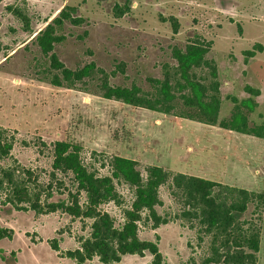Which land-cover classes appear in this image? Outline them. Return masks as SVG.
Returning a JSON list of instances; mask_svg holds the SVG:
<instances>
[{"label": "rangeland", "instance_id": "obj_1", "mask_svg": "<svg viewBox=\"0 0 264 264\" xmlns=\"http://www.w3.org/2000/svg\"><path fill=\"white\" fill-rule=\"evenodd\" d=\"M78 7L80 24L67 22L65 39L54 52L72 71L94 66L95 74L74 88L56 87L51 65L36 35L65 6ZM21 8L32 30L9 9ZM176 18L178 32L174 31ZM212 41L208 57L218 65L222 82V117L251 95L246 85L260 89L251 123L264 120V0H0V125L14 135L12 166L30 168L45 187L53 182V148L56 141L81 148L86 162L110 174L109 159L118 155L134 159L144 173L149 165L213 179L264 193V139L161 114L103 95V70L111 85L149 90L153 79L163 80L176 64L173 48L198 37ZM263 45L248 62L244 51ZM172 83V82H171ZM173 84V83H172ZM238 101V102H237ZM16 161V162H15ZM52 184L49 201L67 200L72 179L62 173ZM49 188V187H48ZM118 188L122 205L102 207L124 220L135 192L126 183ZM51 190V188H49ZM46 194L48 190L45 191ZM161 214L175 213L176 204L161 187ZM0 192V222L13 229L12 239L0 241V264H77L64 256L88 236L90 218L72 217L62 210L39 214L5 204ZM144 211V215H147ZM140 222L144 239L158 240L169 264H202L207 243L198 244L194 230L180 220L152 229ZM59 239L60 251L50 241ZM152 255H125L118 264H150ZM86 264H104L97 257ZM259 264H264V215Z\"/></svg>", "mask_w": 264, "mask_h": 264}, {"label": "trees", "instance_id": "obj_2", "mask_svg": "<svg viewBox=\"0 0 264 264\" xmlns=\"http://www.w3.org/2000/svg\"><path fill=\"white\" fill-rule=\"evenodd\" d=\"M9 9L26 22L28 30H32L29 17L21 8ZM78 10L76 6H65L36 35L42 52L51 58V66L61 69L48 74L56 87L74 88L78 81L95 72L94 66L72 71L54 52L55 45L65 39L63 30L66 23L80 24L83 21ZM171 20L174 31L178 32L176 18ZM211 46L212 41L199 36L185 48L174 47L176 64L165 70L163 80L150 78L152 87L149 90L137 86L115 87L101 70L104 73L103 95L161 114L219 125L264 139V120L261 123L250 121V114L259 105L253 96L260 95V89L246 85L245 89L251 96L238 103L229 117L221 118L222 82L217 62L208 57ZM262 50L260 43L246 49L245 61ZM14 139L10 130L0 125V192L6 195L4 203L39 214L62 210L72 217L92 219L89 235L80 237L77 248L63 253L77 264H86L96 257L104 264H118L125 255L144 256L146 253L152 255L150 264H169L160 249L159 236L158 240L140 236L139 226L143 220L147 223L152 221V229L180 220L194 230L198 244H208L202 264H259L264 193L159 165H149L144 173L138 161L118 155L109 159L111 173L103 174L92 163L86 162L78 145L56 141L52 149L50 176L53 182L63 185L58 175H70L72 187H66L69 191L67 200L49 201L53 196V182L45 187L38 178L34 179L30 168L16 161L17 164L12 166L9 162L13 158ZM119 183L128 184L135 192L131 207L124 210L123 222L102 207L108 202L124 203ZM161 187L167 188L176 204L177 210L173 214L167 212L163 215L157 209L158 205H164ZM144 211L148 214L144 215ZM13 236V229L0 222V240L12 239ZM50 243L60 251L59 239L54 238Z\"/></svg>", "mask_w": 264, "mask_h": 264}, {"label": "flooded vegetation", "instance_id": "obj_3", "mask_svg": "<svg viewBox=\"0 0 264 264\" xmlns=\"http://www.w3.org/2000/svg\"><path fill=\"white\" fill-rule=\"evenodd\" d=\"M3 240V239H2ZM1 241V240H0Z\"/></svg>", "mask_w": 264, "mask_h": 264}]
</instances>
